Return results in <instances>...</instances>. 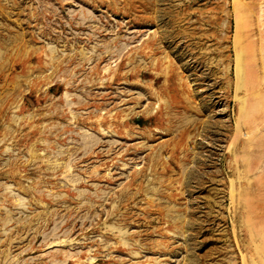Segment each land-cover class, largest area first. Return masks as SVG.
Listing matches in <instances>:
<instances>
[{"label": "rangeland", "instance_id": "rangeland-1", "mask_svg": "<svg viewBox=\"0 0 264 264\" xmlns=\"http://www.w3.org/2000/svg\"><path fill=\"white\" fill-rule=\"evenodd\" d=\"M0 264H264V0H0Z\"/></svg>", "mask_w": 264, "mask_h": 264}]
</instances>
